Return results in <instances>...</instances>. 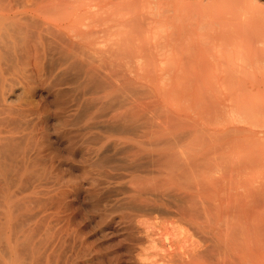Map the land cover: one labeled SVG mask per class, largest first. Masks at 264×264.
Listing matches in <instances>:
<instances>
[{
	"label": "bare ground",
	"instance_id": "6f19581e",
	"mask_svg": "<svg viewBox=\"0 0 264 264\" xmlns=\"http://www.w3.org/2000/svg\"><path fill=\"white\" fill-rule=\"evenodd\" d=\"M66 1L0 0V264H190L212 254V246L219 255L217 241L210 242L216 237L207 253L194 244L195 234L186 236L187 223L178 241L172 236L181 220L206 229L203 198L229 192L246 172L245 160L226 159L234 133L219 135L203 130L196 117L163 114L151 81L132 69L154 61L150 43L140 44L145 22L130 19L126 35L113 27L121 18L116 13L99 23L101 34L92 33L87 9ZM244 1L257 2L235 5ZM112 5L107 8L116 11ZM105 10L97 12L105 16ZM236 33L249 48L255 32ZM104 34L109 48L94 43ZM225 42L233 40L219 43L230 49ZM99 44L106 52L93 50ZM125 48L137 58H123ZM239 61L258 60L245 53ZM137 79L150 85L138 86ZM164 218L171 219L170 230H163ZM215 227L207 235L224 233ZM187 238H193L190 250ZM146 244L155 252L147 253L149 262ZM166 244L174 255L178 244L179 257ZM251 258L245 264L256 262Z\"/></svg>",
	"mask_w": 264,
	"mask_h": 264
},
{
	"label": "rangeland",
	"instance_id": "374dc122",
	"mask_svg": "<svg viewBox=\"0 0 264 264\" xmlns=\"http://www.w3.org/2000/svg\"><path fill=\"white\" fill-rule=\"evenodd\" d=\"M68 1L73 3L77 1L76 4H81L87 9L88 23H90L88 24L90 25L89 31L92 33L104 29V27L101 28L99 23L105 20L109 21L112 15L116 13L120 14L119 17L121 18H118L119 20L112 18L111 20H115L116 25L119 24L113 27L121 26L122 32L114 28L115 32L120 35L121 33H126V35L129 33L130 19H139L137 21L142 20L143 23L145 22L146 25L142 24L145 27L140 34V44L148 45L150 43L151 54L154 57L152 60L154 61L150 62L151 67L150 64L148 65L149 62L147 66L142 64L143 62H139L132 66V69L136 70L135 73L138 72L140 79L142 76V78H146V81H151L152 86H154L155 98L163 114L175 113L182 118L196 117L203 130H209L219 135L228 132L234 133L230 151L226 152V159L230 160L232 158L231 161H234V164L245 160L247 163L246 172L242 174L238 182L233 184L229 192H219L220 194L216 191H213L216 194L210 192L208 194L210 197L212 196L210 199L217 198L214 200L215 202L212 201V203L210 199L208 201V195L203 198V200H207L203 201V207L208 209L204 208L208 211L205 214L208 220L205 215L203 218V220L206 219L204 221L206 229L200 231L190 220H181V223L187 224H181L180 230L176 229L174 232V234L177 232L176 236H172L173 239L178 241L175 237L177 235L178 238L182 237L183 234L180 233L184 232L182 230L185 226V230L188 229L185 231L186 234L192 233L193 228H195L197 233L194 231L193 234H187L186 236L192 237L191 235L195 234L193 236L194 241L196 239L198 241L194 244L198 242L201 244L202 250L205 248L206 252L211 246L210 242L217 241L218 247H220L218 250L219 255L216 253L217 250H212L213 246L209 250L212 254L215 252V259L210 257L212 254H207L212 260L209 258V261L207 255H203L202 257H196L197 261L196 258L192 259L190 264H245L251 262L250 254L253 251L257 252L256 246L258 244L255 241L260 243L261 246L259 245L257 248L259 251L257 255L256 253L251 255L256 261L253 264H264V256L260 248L262 245L264 246V0H256L257 2L253 4L244 1L240 4L241 6L235 5L236 0H67L66 2ZM107 4H117L118 6L114 7L116 11L114 9L112 12L109 11ZM104 8H107L111 14L107 13ZM104 10L105 12H102V14L104 13L105 16H100L101 13L98 14L97 12ZM227 30L229 31L226 32ZM237 30H245L247 36L255 32V36L253 35L248 40L249 48L242 44L239 35L236 33ZM105 35H101L99 38ZM123 35L121 36V38L123 37L122 41L126 43V38ZM99 38L94 43L102 44L104 42L102 45L109 48L110 40L106 36L102 37L101 41H99ZM223 39L226 41L233 40L232 44L225 42L232 46L230 49L224 50L219 44ZM108 40L109 43L106 45ZM98 47L93 50H97L95 52L99 54L107 50L103 49L104 47L102 48L100 44ZM128 49L125 48L119 52V54L126 53L124 54L125 57L124 55L120 56L123 58H137L138 55L135 53V49ZM223 51L228 52L222 54ZM229 52L233 55L231 61H229ZM245 53L249 59L258 61L247 65L241 64L239 58ZM140 79H137L136 82L138 86L150 85H145V79H142L143 82ZM36 97H38L36 99L47 100L44 93H37ZM227 173L225 175L228 178ZM213 174L215 175L213 176ZM221 175L222 172L210 173L213 178L221 177ZM216 195L219 197H216ZM204 204H208V206L210 204L211 207L204 206ZM212 204L219 206V210H217L219 213H214L216 206L214 207ZM212 207L215 208V211ZM212 212L213 215H211ZM166 219H162L165 220V223L160 220L163 226L167 224L164 227L161 226L164 231L166 226H169L167 227L168 230L172 228V225H169L171 219L169 221H166ZM172 219L175 220L176 218L172 217ZM209 219H211V222ZM182 225L185 226L182 228ZM214 225H219L220 230L223 228L221 231L224 233L215 231L218 227ZM210 228H216L213 231L214 235H207ZM224 228L228 229L227 232ZM215 232H218L219 236ZM211 236L216 237V240L213 238L212 240ZM193 238L189 240L187 238L186 243H188H185L186 246L193 243ZM250 243L255 244V248L253 245L250 247ZM147 245L149 244H146L145 254L153 256L155 252H150L155 251L153 243V250H151L152 246L147 247ZM167 245L165 248L170 249L168 251L172 253L173 246L169 247ZM177 245H174L176 255L179 253L177 252L179 247L176 249ZM179 245L182 246L183 243L181 242ZM190 247L187 246L189 250ZM252 247L255 250L252 249L253 251L250 252L251 250L248 249ZM149 255L147 256L148 259L145 256L147 262L151 259ZM171 255L177 258L180 254L176 256L172 253ZM255 255L259 257V260ZM204 256L207 257V260L204 259ZM245 257L249 261L247 259V261H243ZM253 259L251 258V260Z\"/></svg>",
	"mask_w": 264,
	"mask_h": 264
}]
</instances>
